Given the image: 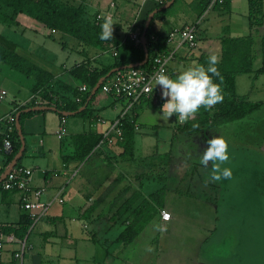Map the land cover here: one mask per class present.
<instances>
[{"label": "rangeland", "instance_id": "374dc122", "mask_svg": "<svg viewBox=\"0 0 264 264\" xmlns=\"http://www.w3.org/2000/svg\"><path fill=\"white\" fill-rule=\"evenodd\" d=\"M111 1L90 0L86 16L89 18L98 10L101 15L112 11L115 24L121 27L118 32L123 36L124 32L128 31L130 14L125 12L123 7L126 5L121 2H118V9H109ZM245 3L246 0H236L230 14L210 11L202 25L209 22L213 28H217V32L220 26L229 25L232 30L235 28L233 32L238 36L249 34L250 32L242 27L244 17L240 16L239 20V13L246 7ZM127 5L134 8L133 10L136 8L133 4ZM177 5L178 3L169 11L175 10ZM189 16L195 19L197 15ZM28 20L32 26L27 28L20 25L8 29L0 25V44L54 74L61 72L62 65L70 68L75 62L82 61L83 53L78 51L79 43L74 38L53 34L39 22ZM263 34L264 27L253 32V70L261 66L260 37ZM210 37L208 40L202 39L199 46L203 48L204 42L207 41L213 50L219 48L218 38L213 35ZM111 57L106 56L105 59L111 62ZM31 86V79L0 64V93H6L0 101V116L9 110L13 103L20 104L31 99ZM235 92L240 98L261 102V107L242 120L211 127L199 133L180 132L178 125L182 122L175 116L169 120L164 119L161 109L139 113L137 122L141 127L134 137L135 159L147 157L154 152L169 153L171 157L166 178L163 181L157 178L147 179L148 181L143 183L142 192L149 194L165 187L164 206L171 215V220L163 223L155 218L136 240L126 247L112 243L122 228L116 226L107 232L106 218H101L93 225H86V229L82 228V222H74L73 225H77L75 234L82 237L84 240L81 242L89 248L86 253V250L78 247V260H74L71 255L68 256L70 262L67 261L66 264H264V75L236 76ZM110 99L111 96L99 90L89 106L90 111L93 110L95 115L106 119L103 117L106 112L111 115L120 107L119 102H116V108L111 107ZM67 119L68 125L72 119L82 124L78 132L84 129V133L88 131V119L73 116ZM83 123L86 127H83ZM214 136L223 137L228 142L230 159L223 167L231 169L232 178L208 182L205 186V182L209 180L211 166L204 168L200 164V157L207 148V140ZM56 142L59 143L57 139ZM105 147L106 145L101 149ZM53 158L56 165H59L57 154ZM123 160H115L117 165L112 167L108 159L106 170L108 175L116 176L114 186L119 187V190H116L119 191L117 196L124 191L126 197L129 196L126 199L131 200L134 209L144 200L135 196V192L141 185L138 182L139 176L145 175V170L135 162L124 160L123 164ZM21 162L27 167L34 164L29 158H24ZM71 184L77 183L73 180ZM134 184L138 190H135ZM3 191L0 189V198L13 197L14 202L18 203L19 192ZM57 204L60 205L58 202ZM13 207L18 210L15 205ZM61 225L58 223L55 228L59 230ZM40 226L41 224H37L35 231ZM157 226L160 230H157ZM91 235L105 244V247L88 242L86 239ZM149 247L154 250L148 251ZM33 253H41L40 246L34 248Z\"/></svg>", "mask_w": 264, "mask_h": 264}, {"label": "crops", "instance_id": "0c3cea01", "mask_svg": "<svg viewBox=\"0 0 264 264\" xmlns=\"http://www.w3.org/2000/svg\"><path fill=\"white\" fill-rule=\"evenodd\" d=\"M99 1L101 0H97V2ZM235 1L236 0H230V10L229 12H226L220 9H214V7L217 5L211 6L206 0H177L170 7V9H172L174 5L178 3L175 10H168L160 18L156 19V22L154 21L155 25H152L153 32L156 34V37L158 36L165 40L166 51H169L172 54L173 59L170 61L167 71V74L170 77L175 79L176 75L186 69L189 65L193 64L194 62L201 64V60L205 57L208 58L210 55L214 54L220 58L222 52L221 40L224 37L239 38L248 36L250 34L238 36L233 32L235 28L232 30V28H229V25L223 27L220 26L218 28L219 32H217V28H213L209 22L202 25L210 11L218 12L219 14L223 12L230 14L233 10ZM75 2L76 4L83 5L86 14L88 7H90V0H75ZM118 2H121L122 5H126L123 8L125 12L130 14L129 16L131 20L128 22V31H126V33L124 32L123 36H121V34L118 32L121 29L120 25H115V28H113L114 30L112 40L105 41L104 45L102 46L105 48L104 50L88 47L85 49V47L79 45L77 47L79 52H87L91 57L99 56L98 60L105 62V57H109L110 55H113L114 51L120 50L124 45L125 40L129 38L131 33H140L148 13L159 4L157 0H112L109 3V9H116V7L118 9ZM121 4L120 6H122ZM127 4H133L134 7H136L135 10H133L134 8H129ZM245 6L246 7H244V10L239 13V20L241 19L240 16L244 17L245 21L242 22V27H244V30L249 31L247 0ZM107 12H110V10ZM98 14H100L99 10L91 17L88 18L86 15L85 17L93 20ZM189 15L197 16L195 19H192V17ZM28 19V17L23 15H19L16 18L19 26H25V28L32 26ZM29 23L30 25H28ZM185 28H191L194 30L197 37L195 47L192 48L186 44H181L178 35H176L171 41L167 40L170 33L173 31H182ZM210 35H213V37L216 39L218 38L219 48H215L213 50L210 45H208L207 41L204 42L205 46L203 48L199 46V43L202 39H211ZM12 45L14 44L12 43ZM134 45L137 46L136 44ZM196 50H198V52H196ZM80 62H75L74 65H77ZM73 66L67 68L62 65L60 73H52L55 77L54 84L56 89L60 92V94L69 98L73 96V91H75L76 88L78 89L80 86V82L74 77L70 76L68 73ZM31 80L32 89L34 81L33 79ZM153 90L158 95L157 103H153L150 99H142L136 105H134V107L128 111L126 115L123 116V118L132 119L134 121V137L136 132L139 131L141 127L137 122L139 113H144L147 110L161 109L162 104L165 103L164 99L161 98L160 86L157 85L155 87L154 84ZM29 99H27L26 102H29ZM26 102H20V104L17 102L13 103V106H11L8 111L0 116V137L6 132L11 131V127H9V124L6 121L11 116V113L14 112L18 106L24 105ZM116 102H119L120 107L115 109L111 115L104 111L106 113L103 117H105L107 120L104 118L102 119L106 120L105 125L98 124L93 126V121L101 117L95 115L93 110L90 111V114L86 118L88 119V131L85 133V129L82 132H78V128L82 126L79 121L72 119L69 121L71 124L68 125L67 118L72 116L66 117L64 123L65 135L61 138H58L56 134L59 129L60 117L55 112L37 111L39 113H34L22 120L21 133L25 143V149L23 152L24 156L22 159L29 158L35 165L33 164V166L30 167L24 166L21 162L22 159L20 161V165L21 167L30 169L32 171L31 186L33 188L43 190L40 201L47 205V209L43 215H41V217L32 224L28 234L26 235V238L24 239L26 241V250L28 251L27 253H24L22 261L19 263V261L15 260L13 257L14 253L20 248L19 244L5 242L4 249L0 256V264H66L67 261L68 263L70 262L68 260V256L72 255L74 260H78V247L86 250V253H88L87 251L89 248L81 242L84 239L82 237H78L79 235L75 234L74 230L77 225H73L74 222H82V228L86 229V225H93L97 221L101 220V218H106L107 232L116 226H119L123 230L128 224L126 222L125 225H115L113 222L116 209L121 203L125 201L126 198H129V196L126 197V194L122 192V201L121 198H119L120 202L117 205H114L116 196L119 192L116 190H119V187L114 186L116 176L113 174L108 175L106 170L108 159L110 163H112V167L117 165L115 160L122 159L119 156L122 152L121 148L117 147L115 144H112L107 145L104 149H101L97 145L90 153L87 154L84 159L80 158L83 153L87 151V149H82L89 147L94 141L93 138L101 135V133H104L108 129L109 124L114 119L122 115L123 111L125 110V104L120 101H116L111 97V107L116 108ZM83 127H86L85 123H83ZM56 139L59 141V143L56 142ZM56 154L60 160L59 165H56L54 162L53 157ZM153 154L159 153L154 152L151 155L141 159L148 158ZM115 156L117 158L113 159ZM133 157L135 158V155H133ZM124 163L125 161L123 160V164ZM4 166L5 157L0 153V177L2 175V171L5 169ZM111 171H113V169ZM121 174L126 177L125 174ZM151 179L153 180L155 178H150V180ZM73 180L76 181V185L71 184ZM145 181H148L147 178L138 180V182L141 184L139 186V190H141L139 197L144 199L157 191L156 190L153 193L144 194L142 192V188ZM123 182H125V178L123 179ZM110 186L113 187L109 192H106V189H108ZM134 187H136L135 190H138L135 184ZM129 192L130 191H128V193ZM20 196L21 193L19 194V197H17V204L14 202L13 197L5 199L3 196H1L0 225H15L21 221V218L24 215L27 216V213L21 209ZM58 198H61L63 202L59 203L57 201ZM57 202L60 205H58ZM164 204L161 210H167ZM14 205L16 206L15 208H18L17 211L13 209ZM154 207L156 206L154 205ZM155 218L158 219L159 222H162L159 214L157 217L154 216L146 226L152 223ZM58 223L62 224L59 230L55 228V225ZM37 224H41L39 227L40 230L38 229L35 231ZM34 231L35 234L31 236ZM1 235L6 236L0 234V236ZM116 237L112 240V243L114 244H116L114 242ZM86 240L95 245L100 244L104 245L105 247V244H102L99 240H97L94 235L87 237ZM38 246H40L41 253H33L34 248ZM107 247L108 246H106V248ZM71 248H73V250H71ZM78 251L83 253L82 250ZM106 253L108 254V252Z\"/></svg>", "mask_w": 264, "mask_h": 264}, {"label": "trees", "instance_id": "16d2710c", "mask_svg": "<svg viewBox=\"0 0 264 264\" xmlns=\"http://www.w3.org/2000/svg\"><path fill=\"white\" fill-rule=\"evenodd\" d=\"M168 1L170 0H164L161 4H158L148 15L152 11L161 8ZM176 1L177 0H175L174 3ZM247 8L250 34L239 38L224 37L221 40L222 52L217 68L223 80L221 82L218 78L213 77V82L220 84L223 101L216 104L210 110L201 108L194 119L179 123L178 130L180 132L185 134L199 133L211 127H218L230 122L242 120L261 107V102H251L244 98H240L235 92L236 76L243 74H254V77L264 75V34L260 37L261 66L253 70V46L255 39L253 32H257L258 28L264 27L263 0H247ZM169 9L157 12L150 21L145 35L148 60L146 64L142 66L143 68L149 67L152 57H154L156 52L163 53L166 51L165 40L158 36L156 37L152 25L156 19L160 18ZM214 9L229 12L230 0H224L222 4H217ZM19 15L26 16L33 21L39 22L55 34L57 33L74 38L79 45L85 47V49L86 47L98 48L99 50L105 49L102 47L105 41L99 39L102 21L97 22L96 16L93 20L86 18L83 5L76 4L75 0H0V25L8 29L19 26L16 20ZM143 27L144 24L140 30V34L143 31ZM151 36H154V39H151ZM111 56V62H103L98 60L99 56L91 57L87 52L83 51V60L79 64L74 65L68 73L79 81L80 85H85L89 91L80 95L76 88L75 91H73V96L69 98L60 94L56 89L54 84L55 77L52 73L38 67L17 54L14 50L0 44V64L24 75L26 78L33 79L34 85L31 89L32 98L37 97V104L31 98L29 102L18 106L17 109L11 113L12 123L7 122L9 127H11V131L6 132L0 137V153L5 157V169L21 147L15 125V117L18 113L20 114V128L24 118L34 113H39L25 111L35 106L54 107L58 112V116L64 119H66V117L61 114L62 112L74 113L72 115L73 117L87 118L90 114L89 106L97 93L90 99L89 97L97 82L115 68L126 67L130 64H137L143 61L144 49L141 43L135 46L134 43L127 38L122 48L117 50L116 56ZM207 60L208 58H203L201 60V65L207 67ZM78 96H80V102L76 103L74 99ZM194 124L199 125V127L194 128ZM119 127L122 131V138L116 139L114 143L122 150L119 156L126 162H135L136 165L138 164L139 167L145 170V175H140V179L157 178L163 181L166 178L167 168L170 165V154H153L148 158L135 160L133 157L134 121L132 119L122 118ZM6 139L9 140L11 146L8 151L4 150L3 147V142ZM93 139L94 141L89 147L82 149H87V151L83 153L80 157L81 159H84L87 154L99 144L102 138L101 135H99ZM23 156L24 153L17 161L15 167H21L20 161ZM5 169L1 174H3ZM112 187H108L106 192H109ZM0 189L3 190L2 182L0 183ZM140 194L141 190L135 192V196L137 197H139ZM164 196L165 187H162L147 198H143L144 200L134 209H132V203L129 199L121 203L116 209L113 222L115 225H125L126 222L128 224L119 233L114 242L124 247L132 244L152 218L156 216V214H160V210L164 204ZM117 197L114 205L120 202L119 198L121 194ZM154 205L156 207H154ZM33 223L34 222L30 220L28 216L24 215L21 221L15 225L1 224L0 234L6 236L13 235L19 240H24Z\"/></svg>", "mask_w": 264, "mask_h": 264}, {"label": "built area", "instance_id": "2783aa9c", "mask_svg": "<svg viewBox=\"0 0 264 264\" xmlns=\"http://www.w3.org/2000/svg\"><path fill=\"white\" fill-rule=\"evenodd\" d=\"M164 0H157L161 4ZM209 5H220L224 0H206ZM112 6V5H111ZM106 14H113L111 12L104 13L103 15L98 14L96 16V21H103L102 17ZM178 35L180 38L181 44H186L189 47H195L197 42V37L195 32L191 28H185L182 31H173L169 34L167 40L171 41ZM129 39L136 45L140 44V33L135 34L131 33ZM151 39H154V36H151ZM117 51L113 52V56H116ZM172 54L169 51L163 53L156 52L154 57L150 62L149 67H137L120 70L114 73L111 77L104 80L100 85V90L104 93L111 96L116 101H120L125 104V110L122 115L114 119L110 124L108 129L101 133V141L98 144V147L112 145L115 143L116 139L122 138V131L120 129V120L124 115L130 111L134 105H136L142 99H150L153 103H157L158 95L154 92L153 87L155 84V73L160 69L164 68L166 73L168 71V65L172 61ZM79 94H85L89 90L85 85H80L78 87ZM5 96L4 92L0 94V100ZM32 100L37 104V97H33ZM74 102H80V96L74 99ZM178 117V116H177ZM179 119V118H178ZM8 123H12V117L10 116L7 119ZM65 119L60 118L59 129L57 131L58 138H61L65 135L64 128ZM93 126L95 125H105L106 120L98 118L93 121ZM4 150H10L9 140H4L3 142ZM31 176L32 171L24 167H14L6 178L2 181V189L4 191H15L21 193L20 206L21 209L27 213V216L33 222H36L41 215L46 211L47 205L40 201V198L43 194L42 189L33 188L31 186ZM57 201L62 203L63 200L58 198ZM165 216L168 217L165 220ZM160 219L163 223L169 222L171 220V215L166 210L160 211ZM5 242H12L19 244L20 248L13 255L14 259L19 261L23 259V255L26 251V241L18 240L14 238L13 235L9 236H0V256L4 249Z\"/></svg>", "mask_w": 264, "mask_h": 264}, {"label": "clouds", "instance_id": "9594fccd", "mask_svg": "<svg viewBox=\"0 0 264 264\" xmlns=\"http://www.w3.org/2000/svg\"><path fill=\"white\" fill-rule=\"evenodd\" d=\"M103 23L100 25L101 41L112 40L113 25H116L111 14L102 17ZM217 55H210L207 60V67L199 63H193L176 75L175 79L170 77L164 68H160L155 73V87L161 88V98L166 100L162 105V117L169 120L173 116H178L180 122H187L194 119L201 108L210 110L216 104L223 101L220 84L213 82V77L221 82V76L217 64ZM194 128L199 125L194 124ZM207 148L200 157V164L204 168L211 166L209 180L205 182H219L221 179L232 178V171L223 165L229 162L228 142L220 136H214L207 140ZM168 217L165 216V220ZM157 230H160L157 226ZM148 251L154 249L149 247Z\"/></svg>", "mask_w": 264, "mask_h": 264}, {"label": "water", "instance_id": "95a60500", "mask_svg": "<svg viewBox=\"0 0 264 264\" xmlns=\"http://www.w3.org/2000/svg\"><path fill=\"white\" fill-rule=\"evenodd\" d=\"M175 0H170L168 1L166 4H164L161 8L159 9H156L154 11H152L145 23H144V27H143V31L141 33V36H140V40H141V44L143 46V49H144V59L143 61H141L140 63H137V64H130L126 67H121V68H115L113 70H111L105 77H102L98 82L97 84L95 85V87L93 88V90L91 91V95L89 97V99L95 95L97 93V91L99 90V87L100 85L104 82L105 79L109 78L112 74L120 71V70H124V69H130V68H137V67H142L146 64L147 60H148V51H147V48H146V38H145V35H146V31L149 27V24H150V21L151 19L153 18V16L157 13V12H161V11H164V10H167L169 9L172 4L174 3ZM26 112H37V111H52V112H57L56 108L54 107H47V106H35V107H31L27 110H25ZM64 117H69V116H72L74 113H67V112H62L61 113ZM19 113L16 115L15 117V125H16V129L18 131V135H19V139L21 141V148L20 150L18 151V153L15 155V157L12 159V161L10 162V164L8 165V167L6 168V170L4 171V173L1 175L0 177V183L6 178V176L10 173V171L16 166L17 164V161L21 158L23 152H24V149H25V143L23 141V136H22V133H21V128H20V125H19Z\"/></svg>", "mask_w": 264, "mask_h": 264}]
</instances>
